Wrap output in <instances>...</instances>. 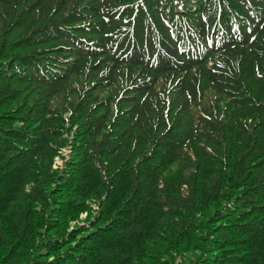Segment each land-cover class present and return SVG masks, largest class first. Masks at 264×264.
I'll list each match as a JSON object with an SVG mask.
<instances>
[{"label": "trees", "instance_id": "16d2710c", "mask_svg": "<svg viewBox=\"0 0 264 264\" xmlns=\"http://www.w3.org/2000/svg\"><path fill=\"white\" fill-rule=\"evenodd\" d=\"M0 264H264V0H0Z\"/></svg>", "mask_w": 264, "mask_h": 264}, {"label": "rangeland", "instance_id": "374dc122", "mask_svg": "<svg viewBox=\"0 0 264 264\" xmlns=\"http://www.w3.org/2000/svg\"><path fill=\"white\" fill-rule=\"evenodd\" d=\"M58 164H60V162H58Z\"/></svg>", "mask_w": 264, "mask_h": 264}]
</instances>
